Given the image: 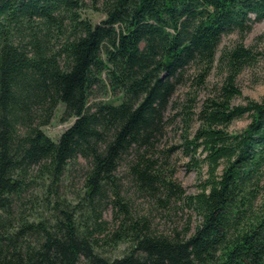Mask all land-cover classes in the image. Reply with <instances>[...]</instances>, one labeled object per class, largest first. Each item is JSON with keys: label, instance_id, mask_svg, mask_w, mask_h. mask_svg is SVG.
<instances>
[{"label": "trees", "instance_id": "obj_1", "mask_svg": "<svg viewBox=\"0 0 264 264\" xmlns=\"http://www.w3.org/2000/svg\"><path fill=\"white\" fill-rule=\"evenodd\" d=\"M263 19L264 0H0V264H264V97L234 103L257 52L223 45Z\"/></svg>", "mask_w": 264, "mask_h": 264}, {"label": "rangeland", "instance_id": "obj_2", "mask_svg": "<svg viewBox=\"0 0 264 264\" xmlns=\"http://www.w3.org/2000/svg\"><path fill=\"white\" fill-rule=\"evenodd\" d=\"M96 19H100L103 17V15L94 12L92 14ZM238 41L243 42L246 46L251 47L255 52H257V60L254 64L246 67L242 73L237 78V84L239 88L242 91V94L239 95L235 100V104H242L246 103L247 99H253V100H262L264 97V19L261 21H257L254 25V28L251 32L245 35L243 39H241V36L238 33H232L228 37L225 38L224 44H233ZM194 70H190V74L193 73ZM221 80V74L214 71L212 72L206 79V83L201 86L198 92V106L201 105L202 99L207 96V94L210 92L212 88H214L215 84ZM194 88L191 86V81L188 83V85H183L179 88L178 92L175 95V99L180 98V100L185 99L186 93L193 91ZM119 95L115 94H109L106 96V99L112 100L114 102H119L121 100V96L117 98ZM197 106V107H198ZM63 106H60L55 113V116L52 120V122L44 126V130L55 140H58L61 136V134L68 129L74 122L75 118H70L68 120H62V114H63ZM198 110V109H196ZM174 108H170L167 115V118L169 116H172V114L175 112ZM250 119L249 117H244L241 119L235 120L232 125L230 126V130L233 132L240 131L244 129L247 124L249 123ZM199 121L197 119V116L193 118L191 122V128L189 131H194V129L198 126ZM184 131V122L182 120L181 115H178L174 121L169 123L167 130H166V136L163 139L164 145H171L175 143H181L182 141V133ZM175 159L178 163L177 168V180L182 183L184 188L188 193H194L196 192L198 187V174L195 170H189L186 161H188L187 157H184L181 152H177L175 155ZM124 167H122V170ZM130 189V185L127 182L126 185ZM131 193L133 192L132 189ZM130 193V192H129ZM133 196L134 193H133ZM145 207H147L145 205ZM105 216L108 218L112 217L110 209L106 211ZM156 222L159 223L160 229H164L167 227L166 221L161 220L160 217L156 218ZM126 246L123 245L120 247L117 252H115V255H120L123 251V249Z\"/></svg>", "mask_w": 264, "mask_h": 264}]
</instances>
